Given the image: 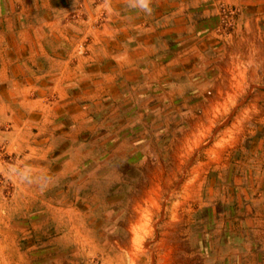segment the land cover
<instances>
[{"label":"rangeland","instance_id":"rangeland-1","mask_svg":"<svg viewBox=\"0 0 264 264\" xmlns=\"http://www.w3.org/2000/svg\"><path fill=\"white\" fill-rule=\"evenodd\" d=\"M44 1L0 23L31 2L86 30L72 78L3 111L0 264H264V26L231 0H192L201 31L189 0Z\"/></svg>","mask_w":264,"mask_h":264},{"label":"crops","instance_id":"crops-1","mask_svg":"<svg viewBox=\"0 0 264 264\" xmlns=\"http://www.w3.org/2000/svg\"><path fill=\"white\" fill-rule=\"evenodd\" d=\"M58 1V4H60L61 0ZM255 1L231 0L230 2L240 5L242 9L244 8V14L247 16L244 18L247 22L253 20L255 27H258L259 24L264 26V21L261 23L262 20L257 16L260 6L256 5L264 4V0ZM2 3L4 4L3 1ZM24 4V10L19 12H23L27 19L31 14L37 13V10L32 9L31 2ZM47 5L45 0L43 7ZM195 5H197L196 2L193 6ZM193 6L192 0H189L186 4L184 15L189 17L186 18L187 21L183 24L184 31H201V29L206 27L200 24H204V19L207 18L205 16L207 11L203 10L200 12L199 22H196V20H193V22L192 18L190 19L193 16ZM11 8V10H9V7L8 10L5 9L7 16L13 14L14 6L12 5ZM171 9H169L168 15H175L174 13L170 14ZM48 17L47 19L41 17L39 21L35 19V22L31 18L29 21L26 19L24 23L18 22L15 24L8 21L0 23V123L1 119H6L7 115L3 113L5 110L9 111L8 115H11L13 111H25V106L30 109H34L35 104L40 106L41 100L39 96H44L49 93L50 88H55V82L45 79L43 74L51 73L53 75L51 79L54 80L55 78L57 81L60 78L63 81L72 78L73 69L67 66V57L64 55L86 28L76 20L62 24L58 23L57 19L51 16ZM172 19L174 20V18ZM239 23L238 19V25ZM196 25L199 26L196 28ZM103 38L107 39L106 33ZM60 45L62 47L61 51H63L62 54L55 51L58 48L57 46ZM247 46L251 52L248 62L250 61L251 63L253 58L250 56L253 55L258 44L249 42ZM34 96L38 97L34 99ZM12 127L16 128L18 126L13 124ZM10 134H15L14 129L6 132L7 136Z\"/></svg>","mask_w":264,"mask_h":264},{"label":"clouds","instance_id":"clouds-1","mask_svg":"<svg viewBox=\"0 0 264 264\" xmlns=\"http://www.w3.org/2000/svg\"><path fill=\"white\" fill-rule=\"evenodd\" d=\"M130 6L138 8L147 15L152 13L151 0H130Z\"/></svg>","mask_w":264,"mask_h":264},{"label":"bare ground","instance_id":"bare-ground-1","mask_svg":"<svg viewBox=\"0 0 264 264\" xmlns=\"http://www.w3.org/2000/svg\"><path fill=\"white\" fill-rule=\"evenodd\" d=\"M115 256V255H114ZM117 259H116V257H114V258H110V257H108V259H107V261H108V263H112V261H116ZM119 264V263H118Z\"/></svg>","mask_w":264,"mask_h":264}]
</instances>
